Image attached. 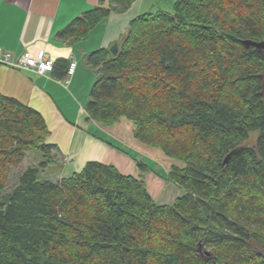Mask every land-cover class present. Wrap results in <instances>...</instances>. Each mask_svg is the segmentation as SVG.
Listing matches in <instances>:
<instances>
[{"label":"trees","instance_id":"1","mask_svg":"<svg viewBox=\"0 0 264 264\" xmlns=\"http://www.w3.org/2000/svg\"><path fill=\"white\" fill-rule=\"evenodd\" d=\"M134 1H101L58 36L85 40ZM243 41L264 44V0H176L84 58L96 75L87 119H126L181 164L163 179L180 191L171 204L95 161L52 182L61 166L43 117L0 95V264H264V49ZM68 65L57 60L55 78Z\"/></svg>","mask_w":264,"mask_h":264},{"label":"crops","instance_id":"2","mask_svg":"<svg viewBox=\"0 0 264 264\" xmlns=\"http://www.w3.org/2000/svg\"><path fill=\"white\" fill-rule=\"evenodd\" d=\"M101 1L107 3V0H0V48L13 59L24 52L33 57L44 52L53 65L57 60L77 63L67 83L65 78H55L53 72L36 76L0 65V95L31 107L43 117L48 130L47 142L56 148L52 152L53 160L61 166L50 178L52 182L80 172L87 162L95 161L143 180L153 200L167 204L175 194L165 195L166 187L162 183L168 182L158 173L150 169L143 171L137 165L140 162L144 167L149 166V157L161 160L165 159L163 154L137 141L128 120L121 119L111 127H104L87 119L85 112L96 77L85 64V56L118 41L130 22L145 14L140 13L144 0H135L124 13L110 14L85 40L72 43L58 36L74 19ZM176 191L179 196L180 191Z\"/></svg>","mask_w":264,"mask_h":264},{"label":"rangeland","instance_id":"3","mask_svg":"<svg viewBox=\"0 0 264 264\" xmlns=\"http://www.w3.org/2000/svg\"><path fill=\"white\" fill-rule=\"evenodd\" d=\"M175 1L176 0H144L143 6L141 7V12L140 13H146V12L156 13L159 10L165 11V12H168V13H172L173 4H174ZM252 135L256 136V134H252ZM253 141H254V138H252V140L250 141V144H252ZM247 143H248V141L245 142L243 145H246ZM158 152H160V151H158ZM162 156L165 159L159 160V159L155 158V160H152L149 157V159H150L149 162L152 161V164L154 162V164H153L154 171L157 172L161 176L162 179H166V177H167L166 173H167V170L170 168V165L174 164V165L180 166L181 164L176 162V161H173V160H171V159H169L167 157H165L164 155H162ZM32 162H33V160H31V157H27L26 160L23 161L21 166H19L18 168L12 169L9 185H8V188H7L6 192H5L6 194L9 193L10 188L14 185L16 179L22 173V171L25 169V167L28 166L29 164H31ZM162 184H164L165 187H166L164 189V193H165L166 196H167L168 192L175 193L168 200L167 204H171L174 201V199L177 197V194H176L177 188L174 189L175 187H171V186H173V185H171V183L168 184V183L164 182ZM160 194H162V193H160ZM166 196H164V197H166Z\"/></svg>","mask_w":264,"mask_h":264},{"label":"built area","instance_id":"4","mask_svg":"<svg viewBox=\"0 0 264 264\" xmlns=\"http://www.w3.org/2000/svg\"><path fill=\"white\" fill-rule=\"evenodd\" d=\"M0 65L31 72L36 76L51 73L53 70V63L45 56L44 52H40L37 57L31 56L29 52H24L17 59H13L7 51L0 48ZM76 65L77 63L75 61L69 63L65 83H67L68 79L74 74Z\"/></svg>","mask_w":264,"mask_h":264},{"label":"water","instance_id":"5","mask_svg":"<svg viewBox=\"0 0 264 264\" xmlns=\"http://www.w3.org/2000/svg\"><path fill=\"white\" fill-rule=\"evenodd\" d=\"M243 45L245 47H254V48L259 49V50L260 49H264V44L263 43H256V42H252V41H243ZM198 251L200 252V249H198Z\"/></svg>","mask_w":264,"mask_h":264}]
</instances>
